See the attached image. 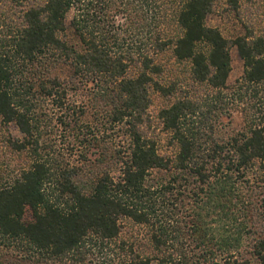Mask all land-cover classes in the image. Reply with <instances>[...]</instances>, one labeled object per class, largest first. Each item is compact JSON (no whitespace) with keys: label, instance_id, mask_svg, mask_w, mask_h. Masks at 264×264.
<instances>
[{"label":"trees","instance_id":"1","mask_svg":"<svg viewBox=\"0 0 264 264\" xmlns=\"http://www.w3.org/2000/svg\"><path fill=\"white\" fill-rule=\"evenodd\" d=\"M211 7L0 0V118L21 134L13 148L31 157L0 187V264H264V212L243 185L255 166L264 183V115L226 139L200 136L185 127L195 104L184 97L159 112L175 152H159L145 131L150 88L176 91L156 78L166 51L220 90L234 46L242 79L264 83V41L224 37L206 24ZM43 100L77 163L41 154ZM123 218L147 228L152 254L118 239Z\"/></svg>","mask_w":264,"mask_h":264},{"label":"rangeland","instance_id":"2","mask_svg":"<svg viewBox=\"0 0 264 264\" xmlns=\"http://www.w3.org/2000/svg\"><path fill=\"white\" fill-rule=\"evenodd\" d=\"M71 15L69 12L67 22ZM206 24L217 28L228 39L248 36L264 41V0H212ZM170 28H174V23H171ZM230 56L231 70L226 86L220 90L194 81L190 76L189 62L174 61L170 51L158 56L157 61L165 66L164 71L156 78L165 86L176 84V91L170 96L162 95L153 88L149 91L151 102L147 110L145 131L147 136L155 141L159 152L169 154L176 150L170 132L163 127L159 112L184 97L195 104V111L187 115L185 127L189 129L192 127L200 136L212 133L215 137L226 139L239 131H246L250 125L263 121L264 83L254 85L245 82L242 79L243 61L234 46L230 49ZM39 111L42 112L39 130L41 154L69 164L77 163L79 161L77 151H71L68 146L71 138L64 136L54 106L50 101L43 100ZM15 138L21 139L18 129L13 123L5 124L0 118V187L12 181L21 169L30 163L28 150L18 151L13 148L11 141ZM198 143L203 144V138L199 139ZM260 175L259 169L253 167L248 171L247 180H243V185L245 193L252 194L257 208L264 212V183L258 181ZM148 237L145 226L136 224L128 218L121 220L118 239L125 242V247H132L141 255L152 254ZM87 264L98 263L93 259Z\"/></svg>","mask_w":264,"mask_h":264}]
</instances>
